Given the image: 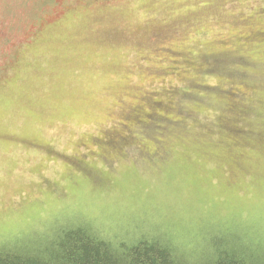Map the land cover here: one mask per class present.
I'll list each match as a JSON object with an SVG mask.
<instances>
[{"label":"rangeland","instance_id":"obj_1","mask_svg":"<svg viewBox=\"0 0 264 264\" xmlns=\"http://www.w3.org/2000/svg\"><path fill=\"white\" fill-rule=\"evenodd\" d=\"M86 222L264 235V0H0V246Z\"/></svg>","mask_w":264,"mask_h":264},{"label":"trees","instance_id":"obj_2","mask_svg":"<svg viewBox=\"0 0 264 264\" xmlns=\"http://www.w3.org/2000/svg\"><path fill=\"white\" fill-rule=\"evenodd\" d=\"M87 224H69L45 239L2 245L0 264H264V235L249 225L223 226L215 239L189 247L159 230L117 242Z\"/></svg>","mask_w":264,"mask_h":264}]
</instances>
